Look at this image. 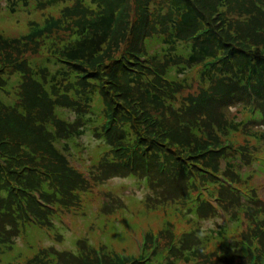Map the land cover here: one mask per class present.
Here are the masks:
<instances>
[{
  "label": "trees",
  "instance_id": "1",
  "mask_svg": "<svg viewBox=\"0 0 264 264\" xmlns=\"http://www.w3.org/2000/svg\"><path fill=\"white\" fill-rule=\"evenodd\" d=\"M166 1L98 0L104 11L93 19L94 8L84 0H41L46 8L57 7L42 29L32 22L30 34L0 32V234L3 227L7 232L0 247L12 250L13 233L29 228L51 235L57 209L88 191L95 174L74 169L55 146L83 130L55 111L91 103L99 94L95 134L108 145L99 154L101 166L143 175L165 201L177 203L173 209L182 218L219 216L226 224L212 231L214 237L211 231L197 235L196 228L173 234V224L163 219L158 232L145 230L143 255L121 258L105 245L83 244L69 258L51 250L45 256L57 264H264V198L249 179L250 168L260 177L264 171L258 154L264 140V0ZM160 2L170 11L153 16ZM55 32L71 37L62 49ZM152 40L162 42L165 59L149 52ZM41 46L47 63L61 65L54 78L74 79L81 97L48 92L29 63L31 50ZM177 48L196 82L180 100L190 85L171 75L168 64ZM239 103L242 118L234 121L223 110ZM244 221L246 229L227 242L228 231ZM11 226L15 230L8 232ZM22 264L40 263L34 258Z\"/></svg>",
  "mask_w": 264,
  "mask_h": 264
},
{
  "label": "rangeland",
  "instance_id": "2",
  "mask_svg": "<svg viewBox=\"0 0 264 264\" xmlns=\"http://www.w3.org/2000/svg\"><path fill=\"white\" fill-rule=\"evenodd\" d=\"M40 2L41 0H26L22 5L18 0H0V32L5 36L30 34L33 31L32 22L38 24L37 29H42L45 26L43 19L50 16L47 15L50 12L55 14L57 7L46 8ZM84 2L94 8L93 19L104 11L102 9L104 4L101 3L102 5L97 7L98 0H84ZM162 3L160 2L156 6L153 16L170 11L169 7L165 6L166 3L161 6ZM150 6H153V1H150ZM53 35L59 39L56 44L59 45L61 42L60 49L71 41V37L56 32ZM80 38L78 36L74 39ZM147 46L149 52L156 54L160 59H165L163 55L166 51L161 50L163 46L161 41L152 40L147 42ZM41 50H31L29 63L36 70L35 73L41 72L43 75L42 81L46 84L48 92L53 96L66 93L74 98L81 97L83 94L75 92L80 86L74 79L68 76L54 78L58 66L61 65L47 63L45 57L48 50L42 46ZM179 50L177 48L176 52L171 51L174 54L168 65L171 67V75L176 76L179 80L186 78L187 84L190 85L178 95L180 100L188 93L195 91L196 82L192 80L194 77L191 75V68L187 66L185 58L177 54ZM41 66L47 67V76L43 73L46 71L45 69L40 70ZM11 78L13 77L11 76ZM12 88L14 92H17L16 86ZM92 98L91 103H82L78 107L74 105L72 107L60 106L55 111L69 124L78 125L79 131L83 130V134L74 139L55 140L57 141L55 146L74 169L82 173L93 172L95 174V177L90 180L88 191L81 193L79 200H75L73 205L61 206L60 209H57L56 216L52 219L51 235L37 227L29 228L27 233L17 232V235L13 233V249L11 250L7 244L0 247V251H6L3 256L0 253V264H22L34 258H37L40 264H50L47 261L57 264L54 257L45 256L49 250L69 258L71 255H77L83 244H86L87 247L101 246V248L102 245H105L108 251L113 248L121 253L134 254L136 253L135 241L141 239L142 231L148 227L151 230H157L160 226L162 228L166 223L163 219H167L173 224V231L171 230L173 234L178 231L191 232L196 228L195 234L204 236V234L207 235L217 230L223 223L226 224L225 219L219 216L203 219L187 214L185 218H182L173 209L177 207V203L165 201L159 187H154L143 175L128 174L122 170H107L102 167L99 154H102L108 145L95 134L100 123L101 105L97 103L99 94L92 95ZM238 108H241L240 103L236 106L232 104L223 111L226 116L233 117L234 121H241L242 115ZM158 111L159 114L163 112L160 108ZM80 114L83 119L78 118ZM95 116L98 118L95 119ZM91 117L94 121L89 120ZM259 128L264 133V125H259ZM260 146L261 151L258 154L264 158V140ZM18 149L23 152L27 150L25 147H18ZM256 171L258 170L255 169V166L250 168L252 174L249 178L250 184L257 189L259 197H264V177L258 176ZM262 174L264 175V171ZM247 223V221L241 222L237 231L229 230L226 241L233 242L235 234L245 230ZM1 230L6 236L7 232L4 227ZM14 230L15 228L11 226L8 232ZM3 233L0 234V237ZM211 236L214 237L216 234L212 232ZM212 240L218 245L220 244L217 238H212ZM165 242L164 238L160 239L157 249H160V243L163 245Z\"/></svg>",
  "mask_w": 264,
  "mask_h": 264
}]
</instances>
